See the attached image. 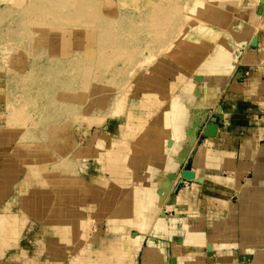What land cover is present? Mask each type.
<instances>
[{
  "label": "crops",
  "instance_id": "1",
  "mask_svg": "<svg viewBox=\"0 0 264 264\" xmlns=\"http://www.w3.org/2000/svg\"><path fill=\"white\" fill-rule=\"evenodd\" d=\"M196 1L215 14L192 20L186 46L133 76L129 103L157 105L74 138L71 170L0 117V132L21 130L0 139V264L41 260V242L54 259L44 264H264V0L180 5ZM182 25L161 47L180 42ZM6 97L2 88L0 104ZM151 121L169 137L156 151L150 135L137 154Z\"/></svg>",
  "mask_w": 264,
  "mask_h": 264
},
{
  "label": "rangeland",
  "instance_id": "2",
  "mask_svg": "<svg viewBox=\"0 0 264 264\" xmlns=\"http://www.w3.org/2000/svg\"><path fill=\"white\" fill-rule=\"evenodd\" d=\"M181 1L0 0V90L7 92L6 104H0V117L6 118L8 125L36 133L35 138L43 141L40 146L58 151L71 170L69 157L77 146L75 139L82 144L97 127L103 129L115 119L130 121L133 116L140 121L142 107L157 105L148 97L145 105L139 106L141 99L129 103L128 97L136 81L133 76L159 57L186 46L191 41L187 33L191 21L205 17L201 2L184 8ZM179 12H185L186 23L179 20ZM35 13L50 14L51 18L42 21ZM155 16L165 22L158 25L152 20ZM176 23H183L175 37L180 42L170 41V48L161 47L164 38L172 37ZM192 31L190 34H197ZM198 36L203 39V34ZM147 81L148 86L158 83L153 78ZM152 121L133 144L137 154L145 149L150 135L154 140L148 146L156 151L169 137L164 127L153 128ZM15 131L0 132V139L21 135V130ZM124 133L121 126L118 139ZM41 245L47 253L41 260L33 254L23 257L20 264L54 260L49 244Z\"/></svg>",
  "mask_w": 264,
  "mask_h": 264
},
{
  "label": "bare ground",
  "instance_id": "3",
  "mask_svg": "<svg viewBox=\"0 0 264 264\" xmlns=\"http://www.w3.org/2000/svg\"><path fill=\"white\" fill-rule=\"evenodd\" d=\"M202 2V1H201ZM197 3V2H196ZM221 3V2H220ZM231 3V2H230ZM205 4V3H204ZM203 4V5H204ZM215 4V3H214ZM202 5V10H201V12H203L204 13V16L205 17H210L211 15H214L215 14V12L213 11V10H210V8H207L205 5L203 6ZM207 5V4H206ZM209 5V4H208ZM220 5H223V4H220ZM228 6V5H227ZM204 7V8H203ZM214 7V6H213ZM222 7V6H221ZM212 8V7H211ZM224 8H226V6L224 7ZM230 12V11H229ZM202 13V14H203ZM201 14V15H202ZM35 15H37V18L38 19H40V20H42V21H44V20H46V19H50L51 18V15L50 14H46V15H48V16H42V14H39V13H35ZM158 15V14H157ZM203 16V15H202ZM160 17V16H159ZM158 18V17H157ZM196 18V17H195ZM164 19V18H163ZM153 21H155L158 25H159V23L158 22H161V24H163L164 22H165V20H163V23H162V21H160V18H159V20L158 19H156V16L154 17V19H152ZM47 21V20H46ZM203 23V22H202ZM205 23V22H204ZM207 24V23H206ZM223 26V25H222ZM191 27V26H190ZM103 37L101 36L100 37V39H102ZM149 101V100H148ZM144 102H146V100L145 101H143V102H139V103H137V105H145V103ZM129 120L130 121H132L133 120V116H131V118H129ZM129 121V122H130ZM89 221V220H88ZM91 222V221H90ZM88 224V223H87ZM92 226V225H91ZM91 230V229H90ZM64 234L65 233H63L61 236L63 237L64 236ZM67 236V235H66ZM74 237V236H73ZM92 237H94V236H92ZM92 237H90V238H92ZM64 238V237H63ZM90 238H89V240H90ZM93 239V238H92ZM87 241H88V239H87Z\"/></svg>",
  "mask_w": 264,
  "mask_h": 264
},
{
  "label": "water",
  "instance_id": "4",
  "mask_svg": "<svg viewBox=\"0 0 264 264\" xmlns=\"http://www.w3.org/2000/svg\"><path fill=\"white\" fill-rule=\"evenodd\" d=\"M215 121H216V119H215ZM215 121H214V122H215ZM214 129H215V127H214ZM214 129H210L212 133L209 132V133H207L206 135H207V136L214 135V131H213ZM209 249H210V248H209Z\"/></svg>",
  "mask_w": 264,
  "mask_h": 264
}]
</instances>
